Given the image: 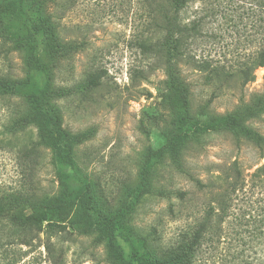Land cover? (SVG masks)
<instances>
[{
  "label": "rangeland",
  "instance_id": "374dc122",
  "mask_svg": "<svg viewBox=\"0 0 264 264\" xmlns=\"http://www.w3.org/2000/svg\"><path fill=\"white\" fill-rule=\"evenodd\" d=\"M3 4L9 8L0 9V264H118L105 234L70 199L76 184L59 172L74 168L57 162L50 134L72 147L95 212L113 223L116 243L133 264H177L175 252L202 227L209 206L219 230L205 233L192 264H264V187L249 186V175L264 167V143L211 127L227 115L243 117L264 96V68L246 86L236 76L257 48L243 3ZM169 71L187 92L181 120L167 101ZM48 82L45 125L14 90ZM242 124L264 139V113ZM183 134L187 139L179 140ZM223 169H241L247 184L221 221L206 186ZM53 202L61 212L45 219ZM27 218L41 225L22 232L14 222Z\"/></svg>",
  "mask_w": 264,
  "mask_h": 264
},
{
  "label": "trees",
  "instance_id": "16d2710c",
  "mask_svg": "<svg viewBox=\"0 0 264 264\" xmlns=\"http://www.w3.org/2000/svg\"><path fill=\"white\" fill-rule=\"evenodd\" d=\"M243 3V7H247V11L251 13L252 16V26L254 28V39L257 42L256 50L249 56L248 64H243V66L237 71V78L240 80L242 86H246L249 83L255 80V71L264 68V0H237ZM169 2L174 5V7L180 9L186 4H188L189 0H169ZM0 9L2 11L8 10V6L5 4L0 5ZM192 31L197 29V25L195 22L192 23ZM176 76V75H175ZM172 72L169 71V80L167 82L169 97L167 101L174 108L178 109L179 119H182L184 108L188 105L187 92L179 88L176 85L177 77H175ZM97 81L92 80L91 84H96ZM17 85V84H16ZM14 85V86H16ZM31 86V87H30ZM30 88L27 91H22L21 89H15L14 91L27 96L29 103L34 109V113L42 119L45 123L51 120V117L47 115L46 112L41 111V106L46 104L47 100L52 98V90L50 88V83L48 82L46 86L40 87L34 84H30ZM264 113V96L257 97L254 99L252 105L248 107L246 113L243 117H237L234 115H227L220 119L219 124H212V129H223L228 130L232 133L241 132L247 139L251 140L256 144L264 143L263 137L258 135L257 133L247 129L243 124V120L257 117L258 115ZM26 122L27 119L25 120ZM219 127V128H218ZM60 135H49L50 145L54 149L55 159L57 162L68 168L72 169L71 174H65L60 171L59 174L63 180H72L73 190L70 195V199L78 201L82 204L83 214L88 219L89 224L94 227L95 230L101 231L105 234V237L109 241L110 252L112 253L113 258L118 264H133V259L124 258L123 252L119 245L116 243L114 232L115 226L111 221L99 216L91 203L92 196L90 193V188L86 182V180L81 177L78 169H75V162L73 160L72 155V147L67 146L59 141ZM187 139L186 134H183L178 139L183 140ZM178 149L176 147H171V155L175 162L178 161L177 158ZM250 176V184L251 189L255 188H263L264 187V167H259L255 169ZM247 182L244 180V175L241 169H223V173L221 176L214 179L209 186H206L208 189V194L211 196V200L217 203L216 208L218 209L217 213L219 219L221 221L227 219L231 214V206L234 200H236L237 191H242L246 186ZM234 196V197H233ZM66 202L70 203V201L66 200ZM34 211H37L36 207H32ZM43 214H46V218L48 219L50 216H53L56 211L61 212L60 204L51 203L44 208ZM263 210V209H262ZM244 212V211H242ZM215 208L213 206H209L208 212H206L205 221L202 223V227L195 232L189 240H184L183 244H180L179 249L175 252L174 260L177 264H192L195 256V252L198 249L202 237L205 235L207 231L214 230L216 227L218 229V225H215ZM252 217L251 215H249ZM261 216H264V211ZM249 217V218H250ZM245 212L241 215V220H246ZM247 218V220H249ZM42 220V219H41ZM36 221L32 218H27L21 222H14L18 229H21L22 232L30 233L31 230L41 225L42 221ZM248 222V221H247ZM264 225V221L261 222ZM34 226V228L32 227ZM219 230V229H218Z\"/></svg>",
  "mask_w": 264,
  "mask_h": 264
}]
</instances>
